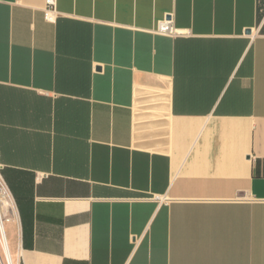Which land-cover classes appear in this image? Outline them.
Instances as JSON below:
<instances>
[{
  "label": "crops",
  "instance_id": "0c3cea01",
  "mask_svg": "<svg viewBox=\"0 0 264 264\" xmlns=\"http://www.w3.org/2000/svg\"><path fill=\"white\" fill-rule=\"evenodd\" d=\"M56 1L0 0L19 264H264V0Z\"/></svg>",
  "mask_w": 264,
  "mask_h": 264
},
{
  "label": "built area",
  "instance_id": "2783aa9c",
  "mask_svg": "<svg viewBox=\"0 0 264 264\" xmlns=\"http://www.w3.org/2000/svg\"><path fill=\"white\" fill-rule=\"evenodd\" d=\"M56 2H57L56 0H47L45 17L49 21H54L60 14V12H58L56 9ZM156 32L169 36H187L190 34V31L187 29H181L176 27L173 20L168 17L158 22ZM0 187L8 191L1 173H0Z\"/></svg>",
  "mask_w": 264,
  "mask_h": 264
},
{
  "label": "bare ground",
  "instance_id": "6f19581e",
  "mask_svg": "<svg viewBox=\"0 0 264 264\" xmlns=\"http://www.w3.org/2000/svg\"><path fill=\"white\" fill-rule=\"evenodd\" d=\"M0 239H1L0 257L4 259L7 264H15L11 245H10L9 235L5 225V218L1 208V201H0Z\"/></svg>",
  "mask_w": 264,
  "mask_h": 264
},
{
  "label": "rangeland",
  "instance_id": "374dc122",
  "mask_svg": "<svg viewBox=\"0 0 264 264\" xmlns=\"http://www.w3.org/2000/svg\"><path fill=\"white\" fill-rule=\"evenodd\" d=\"M0 201H1V208L3 211V215L5 218V225L7 228V232H8V224L10 223L11 219H12V214L11 212L7 211V206H8V202H9V197L7 194V191L4 188L0 187ZM10 245H11V249H12V253H13V259L15 261V264H19L18 262V250L14 247V244L12 243L10 237ZM0 247H1V239H0ZM0 264H7L6 261L4 259H2L0 257Z\"/></svg>",
  "mask_w": 264,
  "mask_h": 264
},
{
  "label": "water",
  "instance_id": "95a60500",
  "mask_svg": "<svg viewBox=\"0 0 264 264\" xmlns=\"http://www.w3.org/2000/svg\"><path fill=\"white\" fill-rule=\"evenodd\" d=\"M248 31H250V30H248Z\"/></svg>",
  "mask_w": 264,
  "mask_h": 264
}]
</instances>
